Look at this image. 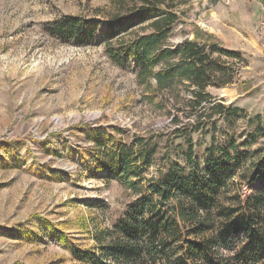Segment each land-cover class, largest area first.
<instances>
[{
  "label": "rangeland",
  "instance_id": "374dc122",
  "mask_svg": "<svg viewBox=\"0 0 264 264\" xmlns=\"http://www.w3.org/2000/svg\"><path fill=\"white\" fill-rule=\"evenodd\" d=\"M165 3L175 6L178 20L163 49L189 39L243 57L236 83L207 88L216 102L241 113L207 109L196 130L197 118L185 114L187 92L161 99L139 82L133 59L118 53L135 34L105 31L111 16L132 8L131 0H0V264H75L72 247L90 246L94 227L111 226L144 195L101 168L110 150L136 135L150 137L156 149L141 185L160 170L187 168L189 145L202 162L208 147L233 142L242 167L264 146V136L246 144L258 124L264 127V0ZM68 16L79 24H69ZM94 24L93 38L78 39L80 26ZM59 27L68 38L56 35ZM140 27L138 34L150 31ZM235 181L240 229L202 258L187 256L188 264H264V252L253 261L237 259L241 248L257 249L254 235L264 236V180ZM181 244L161 252L167 263L182 254Z\"/></svg>",
  "mask_w": 264,
  "mask_h": 264
},
{
  "label": "trees",
  "instance_id": "16d2710c",
  "mask_svg": "<svg viewBox=\"0 0 264 264\" xmlns=\"http://www.w3.org/2000/svg\"><path fill=\"white\" fill-rule=\"evenodd\" d=\"M131 1V9L108 19L105 31L110 36L125 30L135 34L118 53L122 60L133 59L138 67L139 82L154 93H160L161 99H165L166 93L175 96L172 98L176 101L179 89L187 92L190 98L185 105L189 108L184 112L187 118H197L196 130L203 128V113L207 109L225 116L241 113L239 107L216 102L207 91L210 86L221 88L237 82L239 67L244 63L240 53L225 50L215 42L199 43L189 39L177 44L174 50L163 49L172 25L178 20L175 6L167 5L165 0ZM68 20L69 24H79L76 17L68 16ZM141 25V29L150 31L138 34V29L134 28ZM96 26L94 24L93 29L80 26L78 39L93 38ZM67 32L61 27L55 31L62 39L68 38ZM151 78L155 80V87L151 85ZM149 99L153 101L152 95ZM212 128H216L214 123ZM263 136L264 127L258 124L246 144L255 143ZM116 149L110 150L111 155L106 154L101 168L109 177L119 178L134 192L144 195L130 204L127 213L111 226L94 227L90 246H73L71 258L75 264H188L187 256L198 260L206 253V248L214 247L215 242L224 244L230 233L240 229L239 216H236L240 196L235 190V177L246 184L264 180V146L242 167L241 152L233 142L224 147H208L202 162L189 145L187 168L160 170L158 176L149 178L145 185L140 182L156 151L150 137L136 135L133 141L120 143ZM258 204L260 202L256 208ZM254 237L257 249L249 251L248 246L243 247L237 259L247 262L252 258L253 261L254 256L264 252V236L256 234ZM176 240L182 242L177 247L182 254L172 262L166 257L167 263L161 252L169 250Z\"/></svg>",
  "mask_w": 264,
  "mask_h": 264
}]
</instances>
